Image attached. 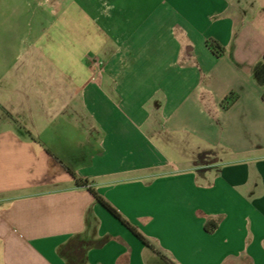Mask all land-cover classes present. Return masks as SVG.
<instances>
[{
	"label": "crops",
	"instance_id": "0c3cea01",
	"mask_svg": "<svg viewBox=\"0 0 264 264\" xmlns=\"http://www.w3.org/2000/svg\"><path fill=\"white\" fill-rule=\"evenodd\" d=\"M37 5L0 0V264H165L62 164L175 264H264V0Z\"/></svg>",
	"mask_w": 264,
	"mask_h": 264
},
{
	"label": "trees",
	"instance_id": "16d2710c",
	"mask_svg": "<svg viewBox=\"0 0 264 264\" xmlns=\"http://www.w3.org/2000/svg\"><path fill=\"white\" fill-rule=\"evenodd\" d=\"M211 48L215 53L223 52V49L216 43L210 42ZM264 60V57H263ZM230 97H227L226 100H229ZM262 100L264 102V93L262 95ZM53 157V156H52ZM54 158V157H53ZM57 160L56 158H54ZM58 161V160H57ZM59 162V161H58ZM65 172L73 179L74 183L79 187H85L88 189L89 193L93 196L94 200L98 202L101 206H103L114 218L119 220L127 229H129L139 240L150 250H152L165 264H175L165 255H163L160 251H158L150 242L143 237L140 233H138L109 203H107L94 189H92L89 185V182L85 179H81L77 177L69 168L62 164ZM215 226H211V228H206L207 231H212Z\"/></svg>",
	"mask_w": 264,
	"mask_h": 264
},
{
	"label": "rangeland",
	"instance_id": "374dc122",
	"mask_svg": "<svg viewBox=\"0 0 264 264\" xmlns=\"http://www.w3.org/2000/svg\"><path fill=\"white\" fill-rule=\"evenodd\" d=\"M30 1H33L34 3H35V5H36V12L34 11V18H35V22L37 21L38 22V19H39V15L41 14V13H38L40 10H38L37 9V4H40V5H43V4H45V2H47V0H30ZM33 17V16H32ZM31 19H33V18H31ZM33 25V24H32ZM102 65H100L99 66V69L101 70L102 69ZM82 127V126H81ZM85 127H86V129H87V133L85 134V137H92V138H94V137H96V135H95V133H92L91 131L90 132H88V126H86L85 125ZM84 127V128H85ZM76 136L75 135H73V133H71V132H69L68 133V139L71 141V140H73V138H75ZM78 139H80L79 138V136L77 137ZM161 149H164L165 151V154L168 156V157H170V155H172V150L171 149H169V147H164V146H162L161 147ZM85 150V149H84ZM218 153H219V155L221 154V152L220 151H218ZM206 154H208V153H206ZM205 153H203L202 155H206ZM202 158V157H201ZM208 158V157H207ZM206 158V159H207ZM210 158V157H209ZM208 158V159H209ZM205 159V160H206ZM71 163H73V161H71ZM74 164V163H73Z\"/></svg>",
	"mask_w": 264,
	"mask_h": 264
},
{
	"label": "built area",
	"instance_id": "2783aa9c",
	"mask_svg": "<svg viewBox=\"0 0 264 264\" xmlns=\"http://www.w3.org/2000/svg\"><path fill=\"white\" fill-rule=\"evenodd\" d=\"M97 63H98V66L102 65V63H101V62H97Z\"/></svg>",
	"mask_w": 264,
	"mask_h": 264
}]
</instances>
